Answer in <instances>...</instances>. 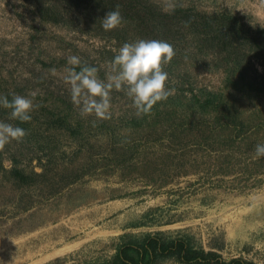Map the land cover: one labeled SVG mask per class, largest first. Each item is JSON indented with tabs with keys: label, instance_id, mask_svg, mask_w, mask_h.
<instances>
[{
	"label": "rangeland",
	"instance_id": "rangeland-1",
	"mask_svg": "<svg viewBox=\"0 0 264 264\" xmlns=\"http://www.w3.org/2000/svg\"><path fill=\"white\" fill-rule=\"evenodd\" d=\"M50 1L57 2L0 0V91L15 90L34 105L50 94L66 98L80 131L59 135L53 180L0 178V264H108L151 234L264 264V156L255 154L264 144V91L240 79L264 74V0H137L135 7L166 23L164 39L156 32L146 40L173 47L163 69L175 91L138 115L125 92L112 89L105 117L73 104L67 58L96 67L103 80L112 61L106 50L120 47L45 18ZM137 20L139 40L146 28ZM191 89L220 94L221 107L201 118L184 98ZM178 93L185 96L175 100ZM0 122L14 125L4 116ZM0 151L6 168L16 156L42 170L37 143L12 140ZM73 170L81 175L68 183L62 175ZM154 264L199 263L167 256Z\"/></svg>",
	"mask_w": 264,
	"mask_h": 264
},
{
	"label": "trees",
	"instance_id": "trees-1",
	"mask_svg": "<svg viewBox=\"0 0 264 264\" xmlns=\"http://www.w3.org/2000/svg\"><path fill=\"white\" fill-rule=\"evenodd\" d=\"M49 3H43L42 11L45 18L51 19L55 23L64 22L68 26L77 27L83 32L91 35H97L108 40L116 41L117 46L121 47L125 42L133 43L138 40L139 35L136 32L132 33L136 28L137 23L134 19H142L144 31L141 35L142 39L159 33L162 39L165 38L164 33L167 29L166 23L160 18L155 20L154 15L149 16L144 11L135 7L137 0H56ZM118 9L123 17L122 23L119 27L113 30H104L101 26L102 18L110 10ZM146 9V8H145ZM137 11V13H135ZM143 13V14H141ZM137 14V15H136ZM149 20V21H147ZM140 32V31H139ZM131 33L133 35H131ZM215 40V39H214ZM108 57L113 60L114 54L112 50H106ZM247 73V72H246ZM243 74V73H241ZM190 77V76H188ZM249 77L250 81L247 79ZM183 78H186L183 74ZM240 79L244 84L257 91H264V74L257 73L254 76L250 74L240 75ZM190 83L189 79H183V83ZM242 82V83H243ZM189 87V86H188ZM18 94L17 91H12L5 88L0 91V95L7 96L10 100L12 95ZM190 95H182L180 93L174 96L175 100L186 98L190 105L196 107L200 112L201 118L207 114L217 111L223 99L220 94L207 89H200L194 91L191 89ZM21 95V94H18ZM170 98V97H168ZM56 101L53 96L46 95L40 97L39 101L34 105L31 112L32 119L29 122L21 123L18 120L10 118V109L0 107V116L8 117L14 126H20L26 130V136L23 140L28 143H37L43 153L45 161L39 157V162L42 167L41 172L35 168L28 169L20 165L19 158L14 156L11 158L12 166L6 168L3 163V153L0 151V178L10 180L19 185H31L34 183L43 182V180L51 181L55 177L51 174L52 170L50 163L58 156L56 154L57 142L59 135L64 132L76 134L80 131L79 127H75L71 119L72 107L68 104L67 99ZM223 112V110H219ZM220 112V113H221ZM195 114V113H194ZM24 154V153H23ZM22 156V155H20ZM44 162V163H43ZM81 173L79 170H73L70 174L63 173L62 178L66 179L68 183L75 181ZM134 249L137 257L130 255L129 250ZM174 256L181 262H196L199 264H257L253 261H248L243 258H233L226 260L214 251H198L193 250L187 239L179 237L166 242L158 234H151L146 236L141 242L127 245L123 247L116 259L108 264H154L159 257Z\"/></svg>",
	"mask_w": 264,
	"mask_h": 264
},
{
	"label": "clouds",
	"instance_id": "clouds-1",
	"mask_svg": "<svg viewBox=\"0 0 264 264\" xmlns=\"http://www.w3.org/2000/svg\"><path fill=\"white\" fill-rule=\"evenodd\" d=\"M123 17L118 9L108 11L102 18L104 30L119 27ZM173 47L164 40L139 39L133 43L125 42L116 52L111 61L110 69L102 80L97 75L94 66L81 65L75 56L67 58V75L65 82L70 86L73 104L80 107L82 114H95L105 117L110 109V94L112 89L123 90L131 99L137 114H149L158 102L165 101L175 91L169 87L168 73L163 65L174 57ZM79 66V70H77ZM55 73V69H52ZM32 96L35 93L31 94ZM0 107L10 109V118L21 123L32 119L33 100L23 95H0ZM26 136V130L20 126L0 122V147ZM256 157L264 156V144L255 146Z\"/></svg>",
	"mask_w": 264,
	"mask_h": 264
}]
</instances>
